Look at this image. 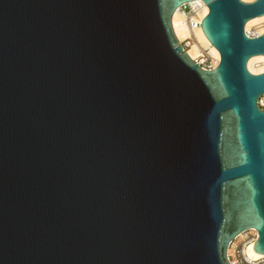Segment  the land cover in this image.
Instances as JSON below:
<instances>
[{"label": "water", "instance_id": "obj_1", "mask_svg": "<svg viewBox=\"0 0 264 264\" xmlns=\"http://www.w3.org/2000/svg\"><path fill=\"white\" fill-rule=\"evenodd\" d=\"M0 0V264H231L264 254V0Z\"/></svg>", "mask_w": 264, "mask_h": 264}, {"label": "bare ground", "instance_id": "obj_2", "mask_svg": "<svg viewBox=\"0 0 264 264\" xmlns=\"http://www.w3.org/2000/svg\"><path fill=\"white\" fill-rule=\"evenodd\" d=\"M201 0H194L192 4H197L196 2H200ZM246 2L253 1V0H243ZM180 7V6H179ZM179 7H177L172 15V27L176 37L178 38L179 42H183L186 38L190 35H194L196 37V42L192 43L190 48L187 50L188 55L193 59L198 56L200 52V46H207L209 43L211 44L210 40L207 38L206 34L203 31V28H195L190 29L188 27V21L191 17H189L186 13H184ZM209 11V7L207 4L198 12L197 15H193L192 19L201 20ZM264 15L256 16L249 19L246 23V31L249 32L250 28L255 25L258 26L257 34L264 33ZM213 45V44H212ZM213 47H215L213 45ZM214 54H216L219 59L221 58L220 51L215 47V50H212ZM248 68L253 73H261L264 72V54H258L252 56L248 61ZM264 96V94H263ZM255 230V228H250L248 230L242 231L237 236L244 237L247 231ZM256 231V230H255ZM255 241H250L244 244L243 252L251 259H259L263 257L264 254L257 252L254 249ZM232 252V248H228L227 253L229 254Z\"/></svg>", "mask_w": 264, "mask_h": 264}, {"label": "built area", "instance_id": "obj_3", "mask_svg": "<svg viewBox=\"0 0 264 264\" xmlns=\"http://www.w3.org/2000/svg\"><path fill=\"white\" fill-rule=\"evenodd\" d=\"M196 3L197 4H192V1H188L181 4L179 7L184 13L191 17L188 21V27L192 30L195 28H202V21L204 17L208 14L207 13L201 20L194 21L192 19V16L197 15L198 12L202 10V8L205 6V4H207L203 0ZM247 33L253 37L258 36V34L253 30H250ZM196 41V37L192 34L183 42H180V44L183 46L184 51L187 52V50L191 46V42L194 43ZM213 49L215 50V47H213L212 43H209V45L207 46H200V52L197 57L193 58V61L198 63L204 69H213L217 67L220 63L221 58L219 59V57H217L216 54L213 53ZM255 230L247 231L244 237L236 236L230 242L228 248H232V252H230L229 254L227 253V255L231 264H264V256L260 257L259 259H251L243 252L245 243L250 241H256L258 239V231Z\"/></svg>", "mask_w": 264, "mask_h": 264}, {"label": "rangeland", "instance_id": "obj_4", "mask_svg": "<svg viewBox=\"0 0 264 264\" xmlns=\"http://www.w3.org/2000/svg\"><path fill=\"white\" fill-rule=\"evenodd\" d=\"M262 25H264V23L262 24ZM258 26H260V25H258ZM258 26L257 25H255V26H252L251 28H250V30L252 31H255L256 33L258 32ZM245 29H246V26H245ZM259 106L260 107H262V108H264V96H262V97H260L259 98Z\"/></svg>", "mask_w": 264, "mask_h": 264}]
</instances>
